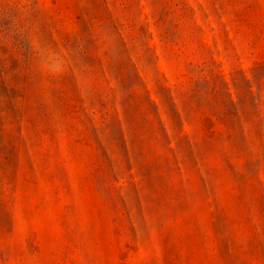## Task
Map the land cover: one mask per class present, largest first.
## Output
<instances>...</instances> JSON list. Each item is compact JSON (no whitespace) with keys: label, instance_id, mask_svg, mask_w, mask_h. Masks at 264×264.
<instances>
[{"label":"rangeland","instance_id":"obj_1","mask_svg":"<svg viewBox=\"0 0 264 264\" xmlns=\"http://www.w3.org/2000/svg\"><path fill=\"white\" fill-rule=\"evenodd\" d=\"M0 264H264V0H0Z\"/></svg>","mask_w":264,"mask_h":264}]
</instances>
